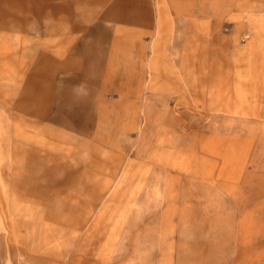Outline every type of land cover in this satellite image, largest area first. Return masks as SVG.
<instances>
[{"label": "rangeland", "instance_id": "1", "mask_svg": "<svg viewBox=\"0 0 264 264\" xmlns=\"http://www.w3.org/2000/svg\"><path fill=\"white\" fill-rule=\"evenodd\" d=\"M0 264H264V0H0Z\"/></svg>", "mask_w": 264, "mask_h": 264}]
</instances>
